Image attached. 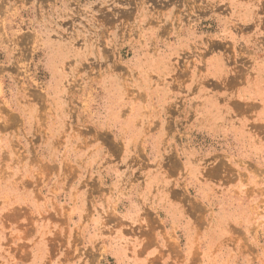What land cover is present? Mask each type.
<instances>
[{"label":"rangeland","instance_id":"374dc122","mask_svg":"<svg viewBox=\"0 0 264 264\" xmlns=\"http://www.w3.org/2000/svg\"><path fill=\"white\" fill-rule=\"evenodd\" d=\"M0 264H264V0H0Z\"/></svg>","mask_w":264,"mask_h":264}]
</instances>
